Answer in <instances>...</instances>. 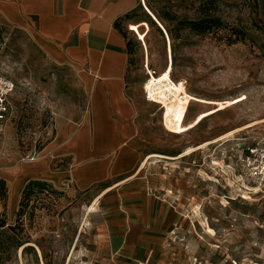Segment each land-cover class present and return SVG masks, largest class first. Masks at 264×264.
I'll return each instance as SVG.
<instances>
[{
  "label": "rangeland",
  "instance_id": "obj_1",
  "mask_svg": "<svg viewBox=\"0 0 264 264\" xmlns=\"http://www.w3.org/2000/svg\"><path fill=\"white\" fill-rule=\"evenodd\" d=\"M126 21L132 87L144 91L147 60L159 75L145 88L170 95L163 111L149 107L169 141L163 148L184 153L212 142L173 167L164 158L157 163L159 176H180L179 202L191 212L168 239L164 264H264V182L240 176L235 159L264 133V123L224 137L264 120V0H139ZM0 72L17 84L0 150V178L14 199L12 176L84 109L86 95L69 69L2 23ZM52 191L24 198L23 221L0 206L9 225L24 223L26 249L14 250L6 264H110L102 218L88 215V200Z\"/></svg>",
  "mask_w": 264,
  "mask_h": 264
},
{
  "label": "crops",
  "instance_id": "obj_2",
  "mask_svg": "<svg viewBox=\"0 0 264 264\" xmlns=\"http://www.w3.org/2000/svg\"><path fill=\"white\" fill-rule=\"evenodd\" d=\"M138 5L139 0H0V23L26 33L54 65L72 72L86 95L84 109L60 123L38 157L10 179L16 187L9 215H16L30 181L69 198L83 196L88 215L102 218L99 236L110 264L168 262V239L191 214L179 202L180 176L157 173L158 155L173 158L166 159L172 167L185 156L163 148L169 141L154 125L151 104L130 83L126 19Z\"/></svg>",
  "mask_w": 264,
  "mask_h": 264
},
{
  "label": "built area",
  "instance_id": "obj_3",
  "mask_svg": "<svg viewBox=\"0 0 264 264\" xmlns=\"http://www.w3.org/2000/svg\"><path fill=\"white\" fill-rule=\"evenodd\" d=\"M144 69L147 75V79L143 84L145 101L148 104L159 106L160 110L163 111L162 109L166 108V103L170 102V95L165 96L157 89L147 90L145 88L146 82H149L153 76H158L159 74L151 69L147 60L144 64ZM16 91V82L0 72V150L10 116L14 109L12 99ZM188 112L189 108L187 107L185 114H188ZM163 124L165 125V122L162 121V126ZM235 159L240 176L244 177L248 182L262 184L264 182V133L254 140L253 145L245 146L241 152L235 154ZM31 160H34V158Z\"/></svg>",
  "mask_w": 264,
  "mask_h": 264
},
{
  "label": "trees",
  "instance_id": "obj_4",
  "mask_svg": "<svg viewBox=\"0 0 264 264\" xmlns=\"http://www.w3.org/2000/svg\"><path fill=\"white\" fill-rule=\"evenodd\" d=\"M199 29V28H196ZM128 52L131 55L130 43H128ZM131 63V58H130ZM51 188L42 181H30L24 191L22 193L19 210L16 213V216L21 220L24 216L23 210L28 204L25 205L24 198L28 200V196L37 194V193H45L49 194V190ZM53 190V194H57L58 190ZM9 199H10V190L7 186V181L4 178H0V206H4L9 209ZM6 209V210H7ZM7 214L4 212L0 215V264H6L13 255L14 250L21 248L23 250L26 249V243L23 242L21 236L24 230V223L21 222L20 227H15L14 225H9L7 221ZM19 230V232H18Z\"/></svg>",
  "mask_w": 264,
  "mask_h": 264
},
{
  "label": "bare ground",
  "instance_id": "obj_5",
  "mask_svg": "<svg viewBox=\"0 0 264 264\" xmlns=\"http://www.w3.org/2000/svg\"><path fill=\"white\" fill-rule=\"evenodd\" d=\"M152 80H155L154 76H153ZM260 123H264V120H263V121H260V122L258 121V122H256V123H252L251 125L245 127L244 129L234 130V131L228 133L227 135H225L224 137H226V136H228V135H231V136H232L233 134H235V133H237V132L243 131V130H245V129H249V128H251V127H253V126H256V125H258V124H260ZM224 137H223V138H224ZM205 143H206V144H205ZM205 143H204V144L202 143V145L199 146L198 148H195V149L190 148V149H188V150L185 151L180 157L188 156V155H190L191 153H193V152H195V151H197V150H199V149L204 148V146L211 144L212 142H205ZM150 157H151V156H150ZM158 157H160V158H164V159H173V158H171V157H169V156H164V155H158ZM31 164H32V163H31ZM29 165H30V164H29ZM36 165H37V164H36ZM36 167H38V165H37ZM91 210H93V207H91L90 211H91ZM209 232H213V230L210 228ZM214 232H215V231H214Z\"/></svg>",
  "mask_w": 264,
  "mask_h": 264
}]
</instances>
